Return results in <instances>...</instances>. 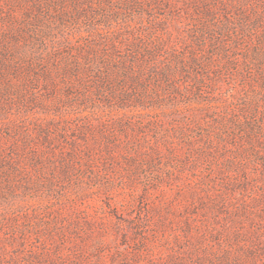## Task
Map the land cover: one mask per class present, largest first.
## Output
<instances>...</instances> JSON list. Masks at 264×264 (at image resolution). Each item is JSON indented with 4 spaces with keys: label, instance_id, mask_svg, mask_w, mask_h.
Segmentation results:
<instances>
[{
    "label": "rangeland",
    "instance_id": "1",
    "mask_svg": "<svg viewBox=\"0 0 264 264\" xmlns=\"http://www.w3.org/2000/svg\"><path fill=\"white\" fill-rule=\"evenodd\" d=\"M19 2L0 0V264H264V135L236 122L250 81L224 62L246 46L220 31L264 0Z\"/></svg>",
    "mask_w": 264,
    "mask_h": 264
},
{
    "label": "trees",
    "instance_id": "2",
    "mask_svg": "<svg viewBox=\"0 0 264 264\" xmlns=\"http://www.w3.org/2000/svg\"><path fill=\"white\" fill-rule=\"evenodd\" d=\"M18 1H20L19 3L22 7L24 1L26 0ZM242 2L243 0H230L229 3L232 4L230 5L231 7L238 5V3L239 5H247L246 3L242 4ZM26 8L23 7L22 11ZM260 9L261 8L247 11L246 8H243V14L240 15V17L234 16L232 21L227 19V23H224V25L220 28V31L221 33L225 32L227 35H231L233 37L232 42H238L239 39H241V43H245L246 46L243 61L238 60V57H236V60L233 59L236 62L230 61L228 58L226 59V62H224V64H226L227 70L235 71L233 76H235L237 79L239 78L242 81L249 79L250 81L249 84L245 83L243 86L246 88V93L245 95L241 96L240 101L242 103L241 105H243V108L249 111L252 120L249 124L242 121L241 119H236V122L243 125V127L250 129V131L256 127L252 132H257L258 134L262 133L264 135V14H262L264 12ZM211 12H213L212 9H206V11L203 13L208 15L211 14ZM24 14L25 17L31 21L32 17L28 13V10H25ZM37 20L40 22V19ZM204 29L211 30L210 26H205ZM30 35L27 31V36L30 37ZM16 36L17 35L11 36L12 42L19 41L17 40ZM38 36L40 37V34H38ZM7 43H9V41H7ZM226 57L227 56L222 55V59H225ZM15 59L17 58L12 54L9 45L3 49H0V66L4 67L5 70H7V67H11L10 63ZM192 61L193 64L198 65L197 61L199 60H196L195 58L192 59ZM209 62L212 63V61ZM3 75L1 76L4 77ZM229 97L232 99L231 101L235 100V93H230ZM227 102L228 100H226L225 103ZM227 121L231 122L230 119ZM252 138H250V141H252Z\"/></svg>",
    "mask_w": 264,
    "mask_h": 264
}]
</instances>
